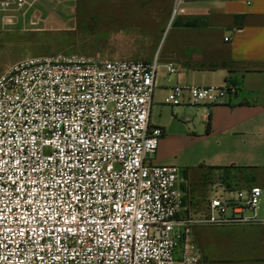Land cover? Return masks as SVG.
I'll return each instance as SVG.
<instances>
[{"label":"built area","instance_id":"2783aa9c","mask_svg":"<svg viewBox=\"0 0 264 264\" xmlns=\"http://www.w3.org/2000/svg\"><path fill=\"white\" fill-rule=\"evenodd\" d=\"M40 1L0 0V30ZM156 70L56 53L0 73V264H200L194 227L264 223L260 188L221 178L205 209L185 213L182 170L149 161L162 136L148 124ZM237 93L231 81L175 86L164 104L214 106Z\"/></svg>","mask_w":264,"mask_h":264},{"label":"crops","instance_id":"0c3cea01","mask_svg":"<svg viewBox=\"0 0 264 264\" xmlns=\"http://www.w3.org/2000/svg\"><path fill=\"white\" fill-rule=\"evenodd\" d=\"M173 8L174 0H113V17L143 18L132 28L140 37H118L113 47L144 48L149 34L159 33L158 48L165 34L157 57L138 60L157 65L148 124L162 136L149 161L182 170L186 214L207 207L221 178L239 188L259 187L256 214L264 220V0H184L183 12L174 15ZM167 63L174 73L166 72ZM226 81L238 86L228 102L164 104L172 87ZM192 235L200 264H264V223L197 226Z\"/></svg>","mask_w":264,"mask_h":264},{"label":"rangeland","instance_id":"374dc122","mask_svg":"<svg viewBox=\"0 0 264 264\" xmlns=\"http://www.w3.org/2000/svg\"><path fill=\"white\" fill-rule=\"evenodd\" d=\"M142 19L113 17V0H41L15 26L0 30V73L19 60L56 53L119 60H142L154 53L157 57L165 34L158 48L159 33L149 34L144 48L113 47L118 37H140L132 28Z\"/></svg>","mask_w":264,"mask_h":264}]
</instances>
